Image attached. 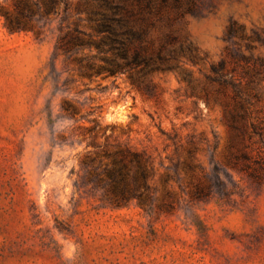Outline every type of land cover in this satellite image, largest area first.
Returning a JSON list of instances; mask_svg holds the SVG:
<instances>
[{"label": "rangeland", "instance_id": "rangeland-1", "mask_svg": "<svg viewBox=\"0 0 264 264\" xmlns=\"http://www.w3.org/2000/svg\"><path fill=\"white\" fill-rule=\"evenodd\" d=\"M14 2L0 0V264H264V181L230 163L248 141L227 124L232 86L210 80L222 62L243 89L246 72L264 71V0H199L181 23L197 58L187 53L140 88L127 75H84L74 58L86 51L55 56L60 28L78 21L76 1L68 18L59 6L34 19L35 31L11 33L3 13ZM232 22L242 29L228 41ZM106 144L150 158L149 201L112 205L87 185L86 162L112 161ZM216 168L244 194L226 199L215 187L193 200Z\"/></svg>", "mask_w": 264, "mask_h": 264}, {"label": "trees", "instance_id": "trees-1", "mask_svg": "<svg viewBox=\"0 0 264 264\" xmlns=\"http://www.w3.org/2000/svg\"><path fill=\"white\" fill-rule=\"evenodd\" d=\"M74 1L78 3V21L73 27L60 28L55 56L63 55L70 60L86 51L87 54L75 57L74 61L87 77L127 75L140 88L150 74L179 68L181 58L187 53L193 60L197 58V50L189 43L188 36L182 34L181 23L188 16L199 14V0H15L14 12H4L3 16L11 33L35 31L34 19L42 21L58 15L59 6L64 7L65 18H68L67 11ZM82 23L89 24L91 29L81 27ZM241 29L232 22L227 40H232ZM211 68L210 80L222 88L231 85L235 93L228 126L237 131L243 141H248L239 154L232 156L230 163L261 185L264 181V114L259 105L264 95L259 85L264 71L255 68L246 72L247 87L243 89L225 78V62ZM62 109L70 113L72 107L64 105ZM48 122L50 126L56 123L51 113ZM98 127L90 132L95 133ZM108 147L106 144L100 153L111 159L110 163L103 165L101 160L95 167L94 158L84 164L89 176L87 185L101 194L102 201L112 205L149 201L150 158L131 147L116 148L113 152ZM222 173L227 175L223 168H216V183L196 186L192 199L210 198L215 194V187L226 199L242 196L244 191L240 184L224 180Z\"/></svg>", "mask_w": 264, "mask_h": 264}]
</instances>
